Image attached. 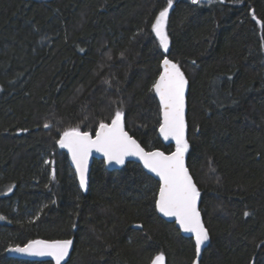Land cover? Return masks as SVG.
Listing matches in <instances>:
<instances>
[{
	"label": "trees",
	"instance_id": "trees-1",
	"mask_svg": "<svg viewBox=\"0 0 264 264\" xmlns=\"http://www.w3.org/2000/svg\"><path fill=\"white\" fill-rule=\"evenodd\" d=\"M173 4L164 55L151 25L166 0H0V264H54L7 250L61 239L74 241L67 264H193L194 236L160 216L141 164L95 160L82 191L56 143L121 109L145 149L175 151L152 91L165 56L189 82L187 163L209 233L199 264H264V0Z\"/></svg>",
	"mask_w": 264,
	"mask_h": 264
},
{
	"label": "snow or ice",
	"instance_id": "snow-or-ice-1",
	"mask_svg": "<svg viewBox=\"0 0 264 264\" xmlns=\"http://www.w3.org/2000/svg\"><path fill=\"white\" fill-rule=\"evenodd\" d=\"M198 2L199 0H192L193 4ZM172 6L173 0H166V6L159 11L151 25L159 47L165 53L169 50L166 24ZM161 67L159 77L152 84V91L159 97V133L164 140L175 142V151L169 154L159 150L145 151L125 130L124 112L121 109L115 111L110 123L101 120L94 135L92 132L82 131L79 126L69 127L62 131L56 143L71 154L82 189L87 188L88 161L93 151L102 153L108 163L123 165L126 157L130 156L142 161L144 168L159 177L156 210L166 217H174L180 230L194 236L196 259L193 264H199L201 248L209 240V233L198 208L200 191L185 165V154L190 147L185 119V91L188 81L179 65L167 56L163 58ZM44 127L48 128L50 125L45 124ZM11 190L9 187L8 191ZM73 243L72 239L30 240L24 246L17 245L9 251L51 257L55 264H66ZM164 260L161 253L155 256L152 264H164Z\"/></svg>",
	"mask_w": 264,
	"mask_h": 264
},
{
	"label": "water",
	"instance_id": "water-1",
	"mask_svg": "<svg viewBox=\"0 0 264 264\" xmlns=\"http://www.w3.org/2000/svg\"><path fill=\"white\" fill-rule=\"evenodd\" d=\"M175 8V4H173L172 8L169 10V16L170 14L172 13V11L174 10ZM169 16H168V19H169ZM168 19H167V22H168ZM166 27H167V24H166ZM169 48H170V40H169ZM163 53L164 55H168L169 54V50L168 52H164L163 50ZM169 59V58H168ZM186 77V76H185ZM187 79V78H186ZM188 81V80H187ZM188 90H189V82L187 84V87H186V91H185V102H186V107H185V119H186V124H187V113H188V104H187V95H188ZM124 125H125V130L127 131V127H126V124L124 122ZM128 132V131H127ZM128 134L130 136H132L129 132ZM186 136H187V139H188V125H187V130H186ZM133 137V136H132ZM161 139L163 140L164 143L166 144H170V145H174L175 146V142L173 140H164V138L160 135ZM134 138V137H133ZM135 139V138H134ZM136 140V139H135ZM138 142V141H137ZM139 143V142H138ZM140 144V143H139ZM141 145V144H140ZM142 146V145H141ZM143 147V146H142ZM144 148V147H143ZM145 149V148H144ZM65 151V153L68 155L69 157V160L72 164V167L75 171V174L77 176V179H78V182H79V176L76 172V168H75V165L74 163L72 162V158H71V154L67 151V149H63ZM145 151H149L147 149H145ZM161 151V150H159ZM163 152V151H162ZM167 154V153H165ZM187 159H188V152L185 154V165L186 167L188 168V163H187ZM95 160H103L106 164V167L108 170L110 171H116V170H120L122 167H124L126 164H128L129 162H137L139 164H141L143 166V163L142 161H140L137 157H126L125 159V163L123 165H118L116 164L115 162L113 163H108L106 161V158L103 156L102 153H97L95 151L92 152L91 156L89 157V161H88V174H87V179H88V183H87V188L86 189H82L81 187V190L82 191H88L89 190V187H90V181H91V174H92V168H93V164L95 162ZM144 168V166H143ZM145 171L147 173H149L151 176H153L158 182H159V177H157L154 173L150 172L148 169L144 168ZM189 170V168H188ZM190 173V171H189ZM191 174V173H190ZM194 180V179H193ZM195 182V181H194ZM80 186V185H79ZM198 188V187H197ZM198 208L200 209V198H199V201H198ZM160 216L162 218H164L165 220L167 221H170V222H175V218L174 217H166L164 216L162 213H160ZM201 218H202V221H203V217H202V214H201ZM204 223V221H203ZM205 225V224H204ZM178 228H179V225L177 224ZM180 229V228H179ZM182 231V230H181ZM182 233L184 235H188V236H193L191 233H185L182 231ZM15 247V246H13ZM13 247H10V248H13ZM203 247V245H202ZM9 248V249H10ZM9 249L7 250V255L11 258H16V259H20V260H30V261H38V262H43V261H51L55 264L54 260L51 258V257H41V256H31V255H27V254H23V253H17V252H13V251H9ZM73 250H74V243H73V247L72 249L70 250V254H69V257L66 258V264L69 262L71 256H72V253H73Z\"/></svg>",
	"mask_w": 264,
	"mask_h": 264
},
{
	"label": "rangeland",
	"instance_id": "rangeland-1",
	"mask_svg": "<svg viewBox=\"0 0 264 264\" xmlns=\"http://www.w3.org/2000/svg\"><path fill=\"white\" fill-rule=\"evenodd\" d=\"M164 255V254H163ZM164 258H165V260H164V264H166V257H165V255H164Z\"/></svg>",
	"mask_w": 264,
	"mask_h": 264
}]
</instances>
